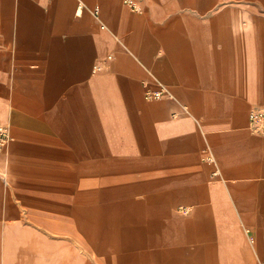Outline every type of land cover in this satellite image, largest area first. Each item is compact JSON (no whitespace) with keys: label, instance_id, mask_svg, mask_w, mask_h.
I'll list each match as a JSON object with an SVG mask.
<instances>
[{"label":"crops","instance_id":"0c3cea01","mask_svg":"<svg viewBox=\"0 0 264 264\" xmlns=\"http://www.w3.org/2000/svg\"><path fill=\"white\" fill-rule=\"evenodd\" d=\"M134 2L0 0V264L264 263V0Z\"/></svg>","mask_w":264,"mask_h":264},{"label":"built area","instance_id":"2783aa9c","mask_svg":"<svg viewBox=\"0 0 264 264\" xmlns=\"http://www.w3.org/2000/svg\"><path fill=\"white\" fill-rule=\"evenodd\" d=\"M132 10H138L134 0H125ZM100 69V67H97ZM167 94V89L162 85L158 89H146L145 97L147 99H160ZM249 125L253 132L264 134V108H253L249 113ZM11 135L8 127L0 121V155L5 151L10 142ZM264 264V263H262Z\"/></svg>","mask_w":264,"mask_h":264}]
</instances>
